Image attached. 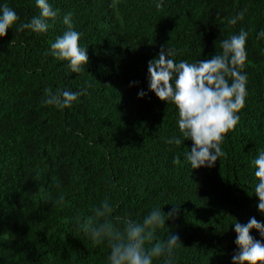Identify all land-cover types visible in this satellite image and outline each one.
<instances>
[{
	"label": "trees",
	"instance_id": "obj_1",
	"mask_svg": "<svg viewBox=\"0 0 264 264\" xmlns=\"http://www.w3.org/2000/svg\"><path fill=\"white\" fill-rule=\"evenodd\" d=\"M48 2L59 15L35 33L17 29L40 14L36 0H0L18 16L0 37V264H108L107 242L94 244L78 226L105 199L114 222H142L154 208L167 214L177 205L145 247L177 235L173 264H233L234 223H264L252 164L264 150V0H163L159 10L160 0ZM244 9L243 20L228 24ZM67 13L88 48L80 73L51 55ZM241 29L245 106L221 144L225 155L192 169L193 141L179 132L176 106L149 91L148 61L162 46L176 50L177 63L211 59ZM46 88L87 91L59 109L43 103ZM173 136L181 145L166 143ZM250 235L261 239L255 229Z\"/></svg>",
	"mask_w": 264,
	"mask_h": 264
},
{
	"label": "clouds",
	"instance_id": "obj_2",
	"mask_svg": "<svg viewBox=\"0 0 264 264\" xmlns=\"http://www.w3.org/2000/svg\"><path fill=\"white\" fill-rule=\"evenodd\" d=\"M36 6L40 14L34 16L30 23L21 25L18 31L31 29L35 33H45L51 27L49 20L55 21L59 15V9H53L48 0H36ZM163 6V0L156 4L158 10ZM246 11L244 9L229 18L228 24L234 26L243 20ZM17 20L14 10L7 5L0 7V37H4ZM62 22L67 30L51 44V55L60 61H67L73 73H80L89 60L88 48L79 46L80 33L73 30L72 13L65 14ZM247 37L248 32L241 29L238 35H231L221 42L220 54L195 63H177L173 59L176 50L163 46L158 56L148 61L149 91L154 92L161 101L176 106L179 132L184 141H193L194 146L186 153L192 169L213 167L225 155L221 148L225 135L234 130L239 122L238 113L244 108L248 94L247 75L242 72L247 60ZM258 38H264V30L258 33ZM86 91L53 92L46 88L43 103L59 109L68 108ZM145 95L147 93L143 90L138 93L139 98ZM166 143L179 146L182 141L173 136ZM173 163H179V158L174 159ZM252 164L258 181L255 186L257 208L264 215V150L259 152ZM64 199L60 195L57 203L62 204ZM112 212V206L105 199L93 208L91 216L83 222L78 220L79 228L94 244L107 242L110 249L108 264H153V258L159 257L164 258V264H173L174 251L182 245L177 235H169L166 241L155 243L151 248L145 245L154 240L155 230L165 225V217L174 218L178 214L177 205L167 214L159 207L154 208L142 222L123 217H118L114 222L109 219ZM253 229L261 239L250 235ZM234 230L238 250L232 257L233 264H264V223L251 217L247 224L236 221Z\"/></svg>",
	"mask_w": 264,
	"mask_h": 264
}]
</instances>
